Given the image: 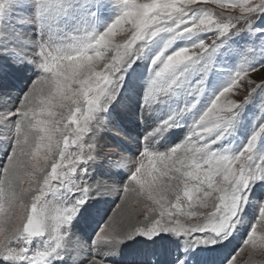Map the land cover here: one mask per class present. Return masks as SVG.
I'll use <instances>...</instances> for the list:
<instances>
[{
  "label": "snow or ice",
  "instance_id": "snow-or-ice-1",
  "mask_svg": "<svg viewBox=\"0 0 264 264\" xmlns=\"http://www.w3.org/2000/svg\"><path fill=\"white\" fill-rule=\"evenodd\" d=\"M244 253H264V0H0V264Z\"/></svg>",
  "mask_w": 264,
  "mask_h": 264
},
{
  "label": "rangeland",
  "instance_id": "rangeland-1",
  "mask_svg": "<svg viewBox=\"0 0 264 264\" xmlns=\"http://www.w3.org/2000/svg\"><path fill=\"white\" fill-rule=\"evenodd\" d=\"M209 7H212V5H209ZM219 11V9H217ZM248 259L247 253L243 254V259L240 261V264H243V261ZM252 264H264V253H259L252 257Z\"/></svg>",
  "mask_w": 264,
  "mask_h": 264
}]
</instances>
